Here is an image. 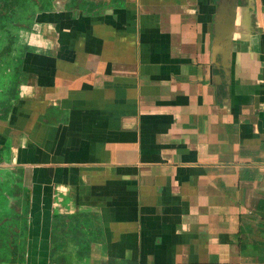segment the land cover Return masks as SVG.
Returning <instances> with one entry per match:
<instances>
[{
    "label": "crops",
    "instance_id": "crops-1",
    "mask_svg": "<svg viewBox=\"0 0 264 264\" xmlns=\"http://www.w3.org/2000/svg\"><path fill=\"white\" fill-rule=\"evenodd\" d=\"M28 45L0 264H264V0H65Z\"/></svg>",
    "mask_w": 264,
    "mask_h": 264
},
{
    "label": "rangeland",
    "instance_id": "rangeland-1",
    "mask_svg": "<svg viewBox=\"0 0 264 264\" xmlns=\"http://www.w3.org/2000/svg\"><path fill=\"white\" fill-rule=\"evenodd\" d=\"M59 3L64 5L65 0H57L56 4ZM30 5V0L0 2V101L3 102L11 100L8 92L18 84L22 69L20 58L29 46V35L36 19L31 16Z\"/></svg>",
    "mask_w": 264,
    "mask_h": 264
},
{
    "label": "trees",
    "instance_id": "trees-1",
    "mask_svg": "<svg viewBox=\"0 0 264 264\" xmlns=\"http://www.w3.org/2000/svg\"><path fill=\"white\" fill-rule=\"evenodd\" d=\"M56 1L57 0H30V8L29 10L31 11V16L32 18L36 17L37 14L39 13H45L48 12L50 10H52L53 8H55L56 6ZM76 1V0H72V3ZM1 2V0H0ZM75 5V3H74ZM31 50V48L28 46L25 51H23V55L20 58V61L22 63V60L24 59V56L26 55L27 52H29ZM16 88H17V84L16 86H12L11 90L8 92L9 94V98L15 99V93H16ZM11 100H6L5 102L0 101V118H3L5 115H7V111H11V104L12 101Z\"/></svg>",
    "mask_w": 264,
    "mask_h": 264
}]
</instances>
